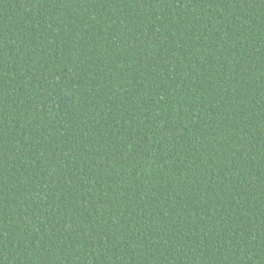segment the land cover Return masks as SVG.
I'll list each match as a JSON object with an SVG mask.
<instances>
[{
    "label": "trees",
    "instance_id": "obj_1",
    "mask_svg": "<svg viewBox=\"0 0 264 264\" xmlns=\"http://www.w3.org/2000/svg\"><path fill=\"white\" fill-rule=\"evenodd\" d=\"M0 264H264V0H0Z\"/></svg>",
    "mask_w": 264,
    "mask_h": 264
}]
</instances>
